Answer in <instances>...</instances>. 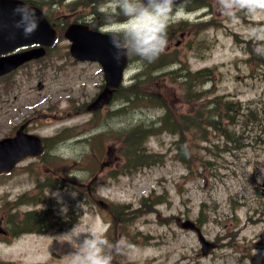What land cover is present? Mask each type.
I'll use <instances>...</instances> for the list:
<instances>
[{
	"label": "rangeland",
	"instance_id": "obj_1",
	"mask_svg": "<svg viewBox=\"0 0 264 264\" xmlns=\"http://www.w3.org/2000/svg\"><path fill=\"white\" fill-rule=\"evenodd\" d=\"M212 3L214 26L206 30L203 24L204 30L198 31L202 41L199 45L191 42L196 49L207 47V52L203 57L188 53V63L192 69L212 68L213 81L207 88L214 86V95H222L235 106L232 122L223 120L215 136L192 143L190 159L186 158L198 160L194 166L201 157L205 161L194 173L193 166L187 169L175 156L170 149L173 137L164 133L149 143L154 153L162 155L158 165L120 175L124 174L118 172L122 165L120 128L150 124L163 109L143 106L109 114L115 108L110 105L93 120L86 106L102 82V73L96 63H80L67 56L66 39L42 63L29 64L3 79L11 84L0 80V139L14 135L16 127L28 120V132L58 135L60 141L46 156L49 163L29 158L10 177H0V264H74L79 259L74 255L88 237L102 241L111 217L108 208L128 203L146 209L139 207V201L161 193L167 202L138 217L136 227L125 231L120 226L108 236L139 232L149 237L126 249L120 256L122 263L264 264V65L256 58L249 64L244 47L247 40L258 41L253 30L264 27V14H244L234 20L218 11L217 0ZM195 14H191L193 19ZM49 15L58 21L61 14ZM44 62L49 65L46 69ZM39 82L43 89L38 88ZM158 85L165 86L163 96L180 112L192 110L180 100L181 87ZM72 100L82 106L70 108ZM97 131L102 134L94 138ZM47 182L54 187H46ZM35 185L46 189L58 220L48 234L10 239V234L2 232L11 220L7 219L9 204L3 205L24 192L33 193ZM200 234L211 244L206 253Z\"/></svg>",
	"mask_w": 264,
	"mask_h": 264
},
{
	"label": "trees",
	"instance_id": "obj_2",
	"mask_svg": "<svg viewBox=\"0 0 264 264\" xmlns=\"http://www.w3.org/2000/svg\"><path fill=\"white\" fill-rule=\"evenodd\" d=\"M190 2H192V0H188L187 4ZM187 6L189 7V5ZM167 32L170 34V31ZM261 45H264V42H261ZM248 49L251 54L255 55V50L250 44ZM163 55L162 53L156 60L161 59ZM260 56L264 63V54ZM135 58L141 59L138 56H135ZM155 61L148 62L145 60V64H153ZM208 75H211L209 71L196 72L194 76L189 73L184 76V83H176L181 87L180 94L183 100L191 105L192 110L188 113L177 115L171 106L166 104L164 116L159 118V125L156 126L154 123L150 125L140 123L128 128H120L117 138L121 143L118 150L120 157L123 159L121 171L131 173L145 166L159 162L160 159L158 156L154 153H150L145 143L150 136L160 132H169L177 135L178 139L174 144L178 150L179 158L187 166H194V163L198 160H188L190 159L189 156L192 151V143H196L200 140L208 141L209 134L220 129L219 125L224 118L228 121L233 120L231 111L234 107V102L225 99L222 95H207V91L201 88L202 85L205 84L202 82ZM194 80H199V83H195ZM153 84L154 83H133L129 86L120 87L116 93V97L122 101L130 102L131 106H129V108L136 107L144 102L147 104H155L158 99L163 101H159V103L165 106L164 100L166 101V99L161 96L162 94L153 89ZM126 110V108H123L122 112L125 113ZM210 126L212 128H210ZM186 135H189V137H186ZM197 150L200 152V149ZM203 161L204 157H201L199 163H203ZM45 186L52 188L53 184L47 182ZM38 188L39 190L37 189V191L29 195V197L23 196L18 202L9 203V207L7 206L9 209L7 211V219L11 217L7 228L12 237L31 232L47 233L53 228L54 217L52 210L49 207L43 209L42 206H40L41 204L44 205L47 203L44 187L39 185ZM162 198L163 196L160 195L144 197L140 201L139 207L146 208L147 210L135 209L130 205L120 203L111 207V226L108 235L105 236L106 240H102L104 242L102 246L103 254L111 257V264H124L120 261V256L124 254L126 248L130 245L138 244L139 241L142 242L141 240H147L148 237L141 236L139 232L134 235L127 234L125 237H116L113 235L111 239H109L108 236L111 235L112 232H115L120 226L123 227L125 231H129L136 219L142 214L150 212L157 204L162 202ZM21 205L31 206V209L24 210V213H20L18 208ZM138 237H140L139 240L137 239Z\"/></svg>",
	"mask_w": 264,
	"mask_h": 264
},
{
	"label": "water",
	"instance_id": "obj_3",
	"mask_svg": "<svg viewBox=\"0 0 264 264\" xmlns=\"http://www.w3.org/2000/svg\"><path fill=\"white\" fill-rule=\"evenodd\" d=\"M21 4L25 5L17 0H0V55L19 46L33 43L51 46L55 41V31L37 8H29L34 10L38 25L27 34L29 22L15 11ZM66 36L72 41L73 56L79 60L99 61L104 67L107 87L91 108L101 107L111 98V89L120 84L127 56L118 50L119 46L114 40L89 31L86 27L71 26ZM44 54L45 49L41 47L22 54L0 57V75L9 73L24 62ZM22 129L15 137L0 141V173L11 171L24 157L37 155L43 151L41 140L37 136L23 133Z\"/></svg>",
	"mask_w": 264,
	"mask_h": 264
},
{
	"label": "clouds",
	"instance_id": "obj_4",
	"mask_svg": "<svg viewBox=\"0 0 264 264\" xmlns=\"http://www.w3.org/2000/svg\"><path fill=\"white\" fill-rule=\"evenodd\" d=\"M120 13L126 18L128 27L113 34L118 50L126 55H135L148 62L155 61L167 46V28L170 22L184 15V8L178 0H114ZM217 9L222 14L238 18V13L248 16L264 14V0H217ZM30 26V34L38 25L35 12L21 4L15 10ZM257 40H264V27L253 30ZM264 54V45L256 48ZM103 241L87 238L79 247L76 264H111V257L102 251Z\"/></svg>",
	"mask_w": 264,
	"mask_h": 264
},
{
	"label": "flooded vegetation",
	"instance_id": "obj_5",
	"mask_svg": "<svg viewBox=\"0 0 264 264\" xmlns=\"http://www.w3.org/2000/svg\"><path fill=\"white\" fill-rule=\"evenodd\" d=\"M34 1V0H31ZM30 2V1H29ZM79 0H65L64 1V10L63 6L57 2L56 0H49L47 4L49 7V11L56 15V12L60 15L57 19H61L63 15H67L63 18V22L66 20L69 21H81V22H92L97 23V20L101 19V12L99 11L98 1L92 3L90 11L86 12L85 10L78 9L77 3ZM71 6H74L73 9ZM70 14V15H68ZM56 22V21H55Z\"/></svg>",
	"mask_w": 264,
	"mask_h": 264
}]
</instances>
